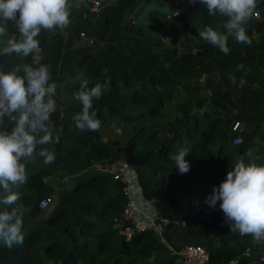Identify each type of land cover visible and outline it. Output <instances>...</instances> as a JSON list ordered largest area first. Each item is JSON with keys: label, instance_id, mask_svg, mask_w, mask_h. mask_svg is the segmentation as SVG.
Segmentation results:
<instances>
[{"label": "trees", "instance_id": "trees-1", "mask_svg": "<svg viewBox=\"0 0 264 264\" xmlns=\"http://www.w3.org/2000/svg\"><path fill=\"white\" fill-rule=\"evenodd\" d=\"M138 1L105 3L98 13L72 4L66 35L42 30L39 53L0 57V70L7 71L43 56L40 63L49 65L57 84L51 119L60 136L59 143L40 146L54 149L55 162L30 160L26 184L14 190L31 211L24 217L23 244L9 249L0 242V264H181L178 251L187 245L206 248L205 264H251L245 252L252 237L231 230L219 202L213 209L204 201L246 150L264 164V10L246 25L251 46L230 38L225 55L199 37V30L216 28L224 18L210 16L199 0L173 1L176 14L154 17L155 45L133 50L134 56L127 46L142 44L150 30L128 21ZM8 31L16 34L11 24ZM80 32L93 43H76ZM159 33L171 36V43ZM83 79L89 87L110 81L93 101L101 125L106 111L132 122L127 163L143 196L153 201L161 234L145 229L126 239L114 228L127 181L109 166L121 159L124 146L101 129L75 128L73 116L82 106L73 93ZM182 148L188 150L186 174L171 160ZM50 176L56 185L47 183ZM4 195L0 190V199ZM42 197L49 198L44 208ZM5 207L0 203V210Z\"/></svg>", "mask_w": 264, "mask_h": 264}, {"label": "clouds", "instance_id": "clouds-1", "mask_svg": "<svg viewBox=\"0 0 264 264\" xmlns=\"http://www.w3.org/2000/svg\"><path fill=\"white\" fill-rule=\"evenodd\" d=\"M195 4L197 0H189ZM210 16L224 18L216 28L206 25L199 30V37L219 48L227 55L229 39L237 44L251 46L246 25L256 15L262 0H199ZM71 0H0V57H29L40 52L37 37L41 31L55 33L65 30L71 21ZM9 24L16 34L9 35ZM41 55L33 56V63L16 65L10 70H0V190L5 194L0 203V242L11 249L23 244L22 227L25 215L31 211L20 202L15 189L28 180L26 165L30 160L42 158L44 164L54 163L56 154L43 145L59 143L60 136L53 134L52 114L57 110L54 99L57 84L47 64H41ZM241 67V66H238ZM83 75V74H81ZM110 81L97 82L89 87L81 80L73 95L81 104V110L73 116L78 131H100L101 121L93 109V101L99 100L108 89ZM91 110V111H90ZM260 143L259 139L256 141ZM187 149L171 154L172 162L181 174L190 170L185 160ZM245 157L249 162L245 163ZM253 152L246 150L227 172L219 185L205 198V204L213 209L219 202L231 230L241 237L251 236L254 242H264V164L254 162Z\"/></svg>", "mask_w": 264, "mask_h": 264}, {"label": "crops", "instance_id": "crops-1", "mask_svg": "<svg viewBox=\"0 0 264 264\" xmlns=\"http://www.w3.org/2000/svg\"><path fill=\"white\" fill-rule=\"evenodd\" d=\"M117 0H105V3H112ZM176 2V0H140L137 2L135 9L132 16L131 23H140V24H148L147 27H149L150 32L145 36L144 42L140 44L139 42H131L127 46V49H130L132 54L136 56V52L134 51H140V48L144 45H150L153 46L154 44V35L156 36L157 32L154 33V27L156 25V22L154 20V17H164L167 14L164 12L166 10L171 12H176L178 9L175 8L172 4V2ZM84 0H71V4L74 5H81L84 4ZM174 7V8H173ZM152 37V38H151ZM134 50V51H133ZM121 161V159L119 160ZM119 161L115 162L114 164L109 166V170L112 171L115 174L120 175L123 179L127 181V196L131 197L135 200V202L144 210H146V207L144 208V204H147V201L153 204L152 200L146 199L142 192L141 188L137 182L136 173H133V167L129 165L127 162L122 164ZM132 172V174L130 173ZM131 180V182H129ZM137 182V183H136ZM132 185V189H130V184ZM138 184V185H137ZM135 193V195H134ZM154 205V204H153ZM155 209V207H154ZM156 214V209H155ZM257 249L259 247V250H251L249 251V248L245 252V255L249 258V261L251 264H258L260 258L264 256V242L261 243H255L254 245ZM234 263V262H232ZM191 264H205V263H199V262H193Z\"/></svg>", "mask_w": 264, "mask_h": 264}, {"label": "built area", "instance_id": "built-area-1", "mask_svg": "<svg viewBox=\"0 0 264 264\" xmlns=\"http://www.w3.org/2000/svg\"><path fill=\"white\" fill-rule=\"evenodd\" d=\"M85 4L92 12L98 13L105 4V0H84ZM82 39L92 41L84 32H80ZM240 122L236 121L233 129H237ZM240 137L237 136L233 139V143H238ZM118 174H115L117 177ZM49 201L48 197H42L39 201V207L44 208ZM113 226L120 235L126 239H130L135 231L150 229L157 234H161L163 225L157 219L156 214L150 213L139 207L135 200L127 197L125 205L120 215L113 218ZM178 253L182 256L181 264H191L193 262L206 263L208 260V251L202 245H187L180 249Z\"/></svg>", "mask_w": 264, "mask_h": 264}, {"label": "rangeland", "instance_id": "rangeland-1", "mask_svg": "<svg viewBox=\"0 0 264 264\" xmlns=\"http://www.w3.org/2000/svg\"><path fill=\"white\" fill-rule=\"evenodd\" d=\"M178 1L179 0H176V2H178ZM180 1L182 2V0H180ZM261 10H264V0H262V2L259 3V5H258V7L256 9V15H254V16H259ZM131 16L132 15H129V18H128L129 22L132 19V18H130ZM140 25L143 26V27H147L148 26V24H140ZM148 32H150V30ZM155 32L156 31H154V33ZM159 34H161V33H159ZM161 38L163 40H165L166 42H170L171 43V41H172V37L169 36V35H162ZM179 42L180 41H178L177 43L179 44ZM76 43H79V44H81V43L92 44L93 40L92 41H88V40H85V39L81 38ZM155 116L156 117H160L159 114H156ZM152 117H153V115H152ZM104 118H105V122H104V124L101 125L102 136L103 137H108V136H110V137H116V136L119 137L122 145L124 146V151H123V154L121 156V161H119V162L124 164V163L127 162V157L129 155V141H130V130H131V127H132L131 126L132 122L131 121H127V120H123V119H119L116 115H114L110 111H106ZM130 173L132 174L131 171H130ZM133 173H136L135 170H133ZM129 182H131V180ZM47 183L56 185L58 183V179L55 176H50V177L47 178ZM129 184H130V189H132L131 183H129ZM134 195H135V193H134ZM145 207H146L145 211L153 213V214L155 213L154 205L152 203H150L149 201H147V204H144V208ZM254 245H255V242H254V240H252V242H250L249 251H251V250H259V247H258V249H257V247L254 248L255 247Z\"/></svg>", "mask_w": 264, "mask_h": 264}, {"label": "water", "instance_id": "water-1", "mask_svg": "<svg viewBox=\"0 0 264 264\" xmlns=\"http://www.w3.org/2000/svg\"><path fill=\"white\" fill-rule=\"evenodd\" d=\"M156 1H160V0H156ZM177 12H178V10L176 12H171V11L166 10L164 13L167 15L164 17L170 18L172 15L176 14Z\"/></svg>", "mask_w": 264, "mask_h": 264}]
</instances>
